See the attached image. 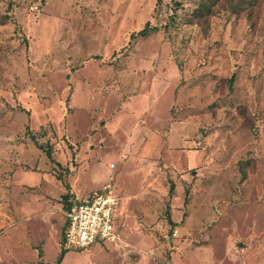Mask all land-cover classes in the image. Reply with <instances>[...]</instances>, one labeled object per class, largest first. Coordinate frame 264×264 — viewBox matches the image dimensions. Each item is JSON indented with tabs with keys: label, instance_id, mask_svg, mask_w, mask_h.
Listing matches in <instances>:
<instances>
[{
	"label": "rangeland",
	"instance_id": "374dc122",
	"mask_svg": "<svg viewBox=\"0 0 264 264\" xmlns=\"http://www.w3.org/2000/svg\"><path fill=\"white\" fill-rule=\"evenodd\" d=\"M209 1L0 0V264L53 263L14 193L75 179L114 187L120 242L64 264H264V0ZM7 211L30 239L4 252Z\"/></svg>",
	"mask_w": 264,
	"mask_h": 264
},
{
	"label": "built area",
	"instance_id": "2783aa9c",
	"mask_svg": "<svg viewBox=\"0 0 264 264\" xmlns=\"http://www.w3.org/2000/svg\"><path fill=\"white\" fill-rule=\"evenodd\" d=\"M119 196L111 184L82 198H72L64 211V227L59 246L66 251H79L95 243L120 242L118 231ZM177 230L172 237L176 238Z\"/></svg>",
	"mask_w": 264,
	"mask_h": 264
},
{
	"label": "crops",
	"instance_id": "0c3cea01",
	"mask_svg": "<svg viewBox=\"0 0 264 264\" xmlns=\"http://www.w3.org/2000/svg\"><path fill=\"white\" fill-rule=\"evenodd\" d=\"M97 176L98 175H96V177ZM38 181L43 182V184H46L45 181L42 180L41 177ZM38 181H36V182H38ZM34 182L35 181H33V183H31L33 185H27V188L22 187V188L18 189L17 192L14 193L16 198L13 201L15 202L14 204H17L16 206H18V207L20 206V208H23L24 215H22V216H24V218H21V220L24 219V220H28V222H30V226L32 229L31 236H33V233H35V232L37 234H40V232H42V235H44L46 233V231H49V230H53L55 232V236H49V237H46L43 239V244H42L43 248L42 249H37V253L34 250L35 251V257L40 258V257H42V255L44 256V252H45L44 251V244H45V242L50 243V241H53V243L56 247V251H55L56 254L54 256V258H55L60 251V246L58 243V238L56 236V232L58 229L57 223H55V225L52 224L53 222L51 220V218H52L51 210L56 209L57 204L55 207H53L52 205H49V203H50L49 200L41 199L38 195L35 196V194H33V192L35 191L36 194L41 193L43 195H45V194L49 195L48 197L51 199H58L61 195L64 194V192L61 188H59V186H57V182H59V181L51 183L52 186L54 187V188L52 187V189H50L48 187L33 188V187H35ZM75 182H76V179L73 180V183H71L72 198H78L79 199V198L85 197V196L91 194L92 192L96 191L97 190L96 188H98V187H96L93 191H91L87 194L82 193L79 191V188L75 185ZM30 193L32 195H28ZM34 204L38 205L39 209H37L35 212H33V211L31 212L29 210V208H31V206H33ZM2 215H4L5 220H7V221L9 220L8 228L5 229L4 235L2 236V240H1V242L3 244L2 245V251L7 252V250H9V249H15L16 250L19 247L23 246V244L26 243L28 241V239H30V238H28L26 233H24L22 230H18V228L11 226L12 221H14L13 220L14 217H13L12 213L10 214V212L7 211L6 213H3ZM41 224H43V228H41ZM63 225H64V220H63ZM63 225H62V227H63ZM36 239H39V238L36 237L33 240H36ZM92 247H94V246H92ZM39 252H40V255H39ZM6 254H7V257H9L11 260L18 261L19 256L16 253H10L9 255H8V253H6ZM66 255H67V253L65 254L61 264H64V260H65ZM43 259H44V257H43ZM44 263L48 264L45 262V260H44Z\"/></svg>",
	"mask_w": 264,
	"mask_h": 264
},
{
	"label": "trees",
	"instance_id": "16d2710c",
	"mask_svg": "<svg viewBox=\"0 0 264 264\" xmlns=\"http://www.w3.org/2000/svg\"><path fill=\"white\" fill-rule=\"evenodd\" d=\"M208 2H203L201 4H199L198 6V9L196 10V13H197V17L198 18H201L203 13H207V14H211L212 13V6H214V2H210L209 0H207ZM241 2V4L243 3H247L248 5H254L256 0H239ZM229 2L231 3V1L229 0ZM241 4L238 3L237 4V7L236 9L238 10H233L232 12L233 13H238V11H242V9H240L241 7ZM149 34V30H148V27H144L142 30L138 31L137 32V36H140V37H146L147 35ZM234 80V76H232L230 78V81L232 82ZM37 134H35V132H31L29 134V139L30 141L34 144V146L41 150L42 152H44L45 156L47 157V159L49 160V162L51 164H56L55 160L53 159L52 157V154H51V151L49 150L48 146H43L41 143H39V139L37 138L38 136H36ZM173 189H174V185L173 183H170V186H169V195H172L173 193ZM66 190L67 192L65 194H63L61 197H60V201L63 203V207L65 208V210H67L70 206V200L72 199V195H70L68 193V186L66 187ZM185 194L187 196H189V192L188 190L185 191ZM170 221V220H169ZM170 226L173 228L175 226V223L174 222H171L170 221ZM64 227V225H63ZM63 227H62V230H63ZM62 234V233H61ZM80 251V250H79ZM68 251L66 250H63V249H60L58 255L55 257L54 261L52 264H61L65 254L67 253ZM39 255H40V252H39Z\"/></svg>",
	"mask_w": 264,
	"mask_h": 264
},
{
	"label": "water",
	"instance_id": "95a60500",
	"mask_svg": "<svg viewBox=\"0 0 264 264\" xmlns=\"http://www.w3.org/2000/svg\"><path fill=\"white\" fill-rule=\"evenodd\" d=\"M241 245H242L241 243L238 244V246H241Z\"/></svg>",
	"mask_w": 264,
	"mask_h": 264
}]
</instances>
